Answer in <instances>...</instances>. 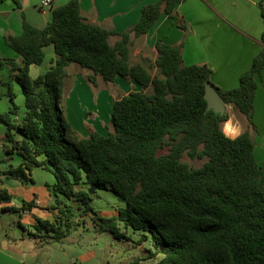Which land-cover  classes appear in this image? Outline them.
I'll list each match as a JSON object with an SVG mask.
<instances>
[{"label":"trees","instance_id":"1","mask_svg":"<svg viewBox=\"0 0 264 264\" xmlns=\"http://www.w3.org/2000/svg\"><path fill=\"white\" fill-rule=\"evenodd\" d=\"M185 1L147 3L138 23L118 34L88 24L79 0H70L52 10L44 28L23 20L20 35L4 37L20 57L0 59V86L6 89L0 98L7 97L11 104L8 112L0 113L6 129L4 152H16L22 162L2 175L32 183L33 169L51 173L55 182L46 185L54 204L50 209L67 219L65 230L56 220L35 219V232L28 235L39 246L69 235L72 207L65 202L72 201L95 217L100 232L116 240H126L127 230L138 233V244L148 241L153 247L149 258L162 256L157 264H264V166L254 156L252 123L255 90L264 68V31L261 50L234 89L216 87L206 65L185 66L181 43H155L153 65L158 73L153 77L143 65L129 62L131 34L147 35L163 15L173 19ZM13 2L20 7L18 0ZM260 7L264 24V0ZM177 27L186 30L184 21ZM113 35L120 39L111 46ZM49 46L54 54L49 70L31 78V66L44 62ZM72 64L90 72L87 80L93 86L97 77L105 83L121 78L135 86L113 102L112 131L105 135L92 132L79 138L65 118L62 87ZM5 69L11 79L4 82ZM13 82L20 87L26 109L20 125L15 121L19 108ZM206 82L227 107L244 117L246 127L235 139L222 130L227 113L206 111ZM17 129L26 135L19 141L14 139ZM184 155L203 163L191 168L181 161ZM82 184L88 190H76ZM92 187L94 195L89 194ZM97 190L109 191L123 202L116 215L100 217L93 209ZM12 200L0 190V204ZM34 205L23 201L19 208L2 211L20 214Z\"/></svg>","mask_w":264,"mask_h":264},{"label":"crops","instance_id":"2","mask_svg":"<svg viewBox=\"0 0 264 264\" xmlns=\"http://www.w3.org/2000/svg\"><path fill=\"white\" fill-rule=\"evenodd\" d=\"M18 1L21 7H11V5H6L3 0H0V15H2V18H9L15 12L25 13L26 9L30 7L31 0ZM46 1H49V7L40 10L43 12L46 8L50 9V22L52 10L65 5L70 0H40L39 5L41 6ZM153 1L79 0V5L81 15L88 24L122 34L129 32L138 23L141 17L142 6ZM261 2L262 0H186L177 6V15L173 19H169L166 15H163L147 35L135 38L131 34L132 44L129 62L131 63L132 61L133 50H137L138 55H140L141 48H144L154 53V63L157 58L155 43L158 40L168 44L181 43L183 45L181 55L185 66L206 65L212 70L211 81L216 87L223 90L237 88L241 74L251 66L253 59L262 48L261 35L264 31V24L260 12ZM21 3H24V5ZM2 12L6 14H2ZM179 21L185 22V31L177 27ZM49 22H45V26ZM7 29L10 28L7 27ZM20 29L21 31L16 32L15 36L22 33V27ZM1 31L2 35L11 33V30ZM119 39L118 35H113L109 37L108 42L113 46ZM13 57L12 59L20 60L18 56ZM139 58H143V52ZM33 67L31 66L30 68V74ZM71 68V65L67 67V77L63 80L62 108L67 122L77 136L79 138H86L89 133H99L102 126L106 127L110 121L113 102L121 96L134 91L135 86L131 81L121 78H116L112 83L102 81L109 87L111 86V89L107 87L108 90L105 91L106 106L104 114H107L105 121L98 123L99 120L95 115L93 120L86 118V120L83 119L78 124L72 111V104L65 101V98H69L73 103L76 100H80L74 97L77 93L78 70ZM70 70L72 71L70 72ZM88 75L89 73L83 75L87 83H89L87 80ZM72 78L73 82L70 83L69 89H67V81ZM99 79L102 80L97 77V84L95 86L89 83L93 88L92 93H97L100 90L98 88L100 85ZM104 88L106 87H102V89ZM65 105L69 106L68 113L65 110ZM66 108L68 109V107ZM230 108L233 110L232 107ZM90 115L93 116V114L89 113ZM20 117H16L15 119L18 120ZM228 122L231 123V131L225 130ZM252 123L255 130V134L253 135L255 142L254 156L258 165L264 166V68L261 72V80H258L255 90ZM245 127L246 121L241 115L238 118L235 115L230 116L229 120L222 125L223 132L231 139H235L242 134ZM15 140L19 141L20 137L18 136ZM14 155L20 159L21 163L22 159L16 152L11 155L5 154V156L0 154V162L11 160ZM3 171H0V190H6L13 196V200L9 204H0V216L5 214L2 211L4 207L19 208L23 201H33L35 205L30 211L16 214L17 220L13 219L12 223L17 228L0 220V264H28V260H34L38 253L43 250V245L39 246L37 244L38 240L30 237L28 233L35 232V219L50 221L49 218H51L52 212L50 209L48 210V207L51 205V199L46 185L54 184L55 180L54 177L53 179L48 177L43 180L42 184L37 185L36 182L28 183L14 179L9 180L2 175L1 172Z\"/></svg>","mask_w":264,"mask_h":264},{"label":"rangeland","instance_id":"3","mask_svg":"<svg viewBox=\"0 0 264 264\" xmlns=\"http://www.w3.org/2000/svg\"><path fill=\"white\" fill-rule=\"evenodd\" d=\"M4 4L11 5L15 7L13 0H3ZM40 0H31L30 7L26 9L25 13L18 12L11 14L9 18L0 15V59H8L9 57L14 58L13 56H18L13 50H11L4 41L5 36H15L16 32L21 31L23 20L27 21L29 24L35 28L42 29L45 26V22L50 20V9L46 8L43 12L41 6L39 5ZM20 4V3H19ZM24 5V3H21ZM21 7V5H20ZM1 14V13H0ZM2 14H6L2 12ZM9 27L10 29H7ZM1 30H11L10 34L2 35ZM13 32V33H12ZM140 59L139 57L142 56ZM45 59L40 66H34L30 76L36 78L39 75H43L49 70L50 62L54 58L53 48L49 46L44 49ZM154 53L147 49L141 48V53L138 55L137 50H133V57L131 64H142L153 77L158 71L154 67L153 59ZM157 57V56H156ZM20 58V57H19ZM71 69L78 70L77 77V93L75 94V99H80L79 101L72 102L69 98H65V101H68L72 104V111L75 115V119L78 124L81 120L88 118L93 120V117L96 115L99 120L98 123L104 122L107 114L105 115V96L109 87L107 84L103 83L102 80L99 82V91L97 93H92V86L87 83L84 78L85 73H90L87 70L81 69L78 65L72 64ZM72 70H70L71 72ZM10 72L9 69H5L1 72L2 81H10ZM73 82V78L67 81V89H69L70 83ZM14 83V82H13ZM102 87H106L102 89ZM111 89V86L109 87ZM135 90V89H134ZM6 89L3 86H0V93H5ZM13 92L16 94V99L14 100L15 105L19 108L18 116L20 117L25 113L24 97L21 94L20 87L14 83ZM149 91H147L148 93ZM74 99V100H75ZM68 107V109L66 108ZM11 108L10 101L7 97L0 98V113H6ZM65 110L69 112V106L65 105ZM230 107H226V112L229 117L234 116L238 118V115L233 113ZM93 114L89 116V113ZM17 125H20L22 118L20 117L16 120ZM102 126V125H101ZM107 127V128H106ZM106 127L102 126L99 134H107V132L112 131V126L110 121L107 123ZM223 130V128H222ZM5 127L0 124V154L4 155L3 141L5 134ZM20 137V136H19ZM18 136L15 135L14 139H17ZM1 160V159H0ZM183 163H186L191 168H199L203 162L199 160H191L186 155L181 159ZM20 164V159L14 155L11 160H5L0 162V171L9 170L10 168H16ZM3 171V172H4ZM1 172V173H3ZM53 176L49 172L42 171L40 169H33V174L31 179L33 182H36L37 185L43 183V180ZM10 180V179H9ZM87 185H79L76 187V190H88ZM96 191V190H95ZM94 195V193H93ZM66 205L72 207V211L68 214L70 233L67 237L61 239L60 241H50L47 244H44L43 250H41L34 260H28V264H157L161 255H158L154 258H149V251L153 250V247L150 242H143L138 244L139 234L131 230H127V239L126 240H116L113 238L112 234L109 232H100L95 224V217L92 214H85L81 206L72 201H66ZM53 202L48 207H53ZM91 205L94 210L97 211L100 217H111L116 215L117 211L124 206L123 202L115 197L109 191L97 190L96 196L93 198ZM52 212L50 221H57V224L61 226L62 230H65L64 224L67 222L65 217L60 216L55 210L50 209ZM17 220V215L14 213H5L0 216V220L4 223H9L14 228H17L12 221ZM8 228V227H5ZM122 229V226L120 225ZM48 241V239H46Z\"/></svg>","mask_w":264,"mask_h":264},{"label":"water","instance_id":"4","mask_svg":"<svg viewBox=\"0 0 264 264\" xmlns=\"http://www.w3.org/2000/svg\"><path fill=\"white\" fill-rule=\"evenodd\" d=\"M204 100L206 102V111H212L215 114L223 115L226 112V105L222 98L219 96L213 86L206 82L204 85ZM16 134L22 138L26 137L21 129H17ZM95 187H92L89 194L92 195L95 192Z\"/></svg>","mask_w":264,"mask_h":264},{"label":"built area","instance_id":"5","mask_svg":"<svg viewBox=\"0 0 264 264\" xmlns=\"http://www.w3.org/2000/svg\"><path fill=\"white\" fill-rule=\"evenodd\" d=\"M45 7H49V1L43 2L41 4V9L45 8Z\"/></svg>","mask_w":264,"mask_h":264},{"label":"bare ground","instance_id":"6","mask_svg":"<svg viewBox=\"0 0 264 264\" xmlns=\"http://www.w3.org/2000/svg\"><path fill=\"white\" fill-rule=\"evenodd\" d=\"M225 130H226V131H231V123H230V122H228V123L226 124V126H225Z\"/></svg>","mask_w":264,"mask_h":264}]
</instances>
